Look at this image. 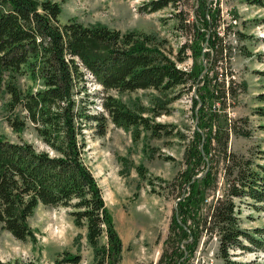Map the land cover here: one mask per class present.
I'll return each instance as SVG.
<instances>
[{
	"label": "trees",
	"instance_id": "trees-1",
	"mask_svg": "<svg viewBox=\"0 0 264 264\" xmlns=\"http://www.w3.org/2000/svg\"><path fill=\"white\" fill-rule=\"evenodd\" d=\"M179 1L149 0L141 10L151 13L169 6L177 10ZM197 6L200 18L194 25L192 43H183L176 56L178 62H184L187 51H191L193 64L184 69L150 35L87 25L76 19L62 23V6L56 0H0V88L4 82L10 94V110L21 107L26 112L25 120L9 118V122L21 131L27 120L31 121L50 148L39 150L32 143L12 141L0 133L2 229L26 240L34 236L29 218L39 205L71 207L75 223L87 226V238L95 248L98 264H122V239L84 156L87 121L101 120L104 129L107 122L104 114L89 115L84 100L78 101L77 88L85 80V70L106 90L120 92L147 88L169 91L188 86L192 90L196 83H204L196 87L199 97H193L194 110L201 103L195 111L198 128L186 153V166L173 181L174 187L179 188L178 201L159 264H185L204 233L219 236L220 256L227 264H255L233 259L231 250L247 248L242 243L244 239L259 242L264 233L262 228L253 234L241 226L235 199H251L257 210H264V163L228 151L230 133L237 132V127L229 125L223 135L215 123L219 115L212 108L206 112L209 101L219 102L226 95V90L223 95L218 94V71L210 79L203 74L205 69L208 73L216 70V62L210 56L218 52L220 37L209 28L220 9L213 8V0H197ZM174 16L186 25L187 19L180 11ZM261 58L264 59V52ZM203 59L211 65L205 66ZM25 67L42 81V88L20 89L15 75ZM230 92L236 96L233 88ZM102 105L119 127L142 126L158 136L167 132V125L138 113L114 96H107ZM221 161L226 186L217 195ZM104 236L106 242L100 245ZM79 261V256L66 254L55 264ZM0 264L47 263L0 259Z\"/></svg>",
	"mask_w": 264,
	"mask_h": 264
},
{
	"label": "rangeland",
	"instance_id": "rangeland-1",
	"mask_svg": "<svg viewBox=\"0 0 264 264\" xmlns=\"http://www.w3.org/2000/svg\"><path fill=\"white\" fill-rule=\"evenodd\" d=\"M56 1L62 6L60 22L76 19L87 25H104L122 32L150 35L176 61L182 44L193 39L194 25L200 18L197 0H180L177 10L169 6L151 13L141 10L149 0ZM215 7L220 10L209 30L220 37L217 39L218 52H212L210 56L216 62V70L208 73L205 69L203 74L210 79L218 71V94L223 95L226 90V95L219 102L209 101L205 109L210 112L209 108H212L219 115L215 123L219 124L223 135L229 125L237 127V132L230 133L228 151L264 163V59L261 58L264 52V0H213ZM177 11L187 19L186 25L180 24L174 16ZM190 55L188 50L185 61H177L179 67L192 66ZM207 60L203 59V64L210 66ZM15 77L23 91L43 87L42 81L34 78L27 67ZM84 79L77 88L80 91L78 101L84 100L89 115L104 114L107 117L105 129L101 120L87 121L84 156L102 188L122 239L121 263L159 264L167 248L178 201L179 188L174 187L173 181L186 166V153L198 128L195 111L201 103L194 110L193 97H199L196 87L204 83H196L192 90L188 86L169 91L147 88L120 92L106 90L87 70ZM232 88L236 96L231 94ZM109 95L153 121L167 125V132L158 136L142 126L122 128L115 125L102 106ZM9 100L10 94L2 82L0 133L12 141H26L39 150H50L31 121L27 120L21 131L11 126L9 118L25 120L26 112L21 107L10 110ZM219 126L214 127L213 132ZM102 129L104 132L101 133ZM244 131L251 132V135ZM223 163L221 161L219 166L217 195L223 193L226 186ZM235 200L241 226L253 234L259 228L264 229V210H257L251 199ZM71 210L65 206L39 205L29 218L34 236L26 240L17 239L0 225V259L55 264L56 259L70 254L79 256L80 261L64 264H98L95 248L87 238V226H78ZM105 242L104 236L99 244ZM242 243L247 248L231 250L233 259L264 264V233L259 242L244 239ZM185 264H227L220 256L219 236L204 233Z\"/></svg>",
	"mask_w": 264,
	"mask_h": 264
},
{
	"label": "water",
	"instance_id": "water-1",
	"mask_svg": "<svg viewBox=\"0 0 264 264\" xmlns=\"http://www.w3.org/2000/svg\"><path fill=\"white\" fill-rule=\"evenodd\" d=\"M199 176H201V174H200V175H198L197 177H199Z\"/></svg>",
	"mask_w": 264,
	"mask_h": 264
}]
</instances>
